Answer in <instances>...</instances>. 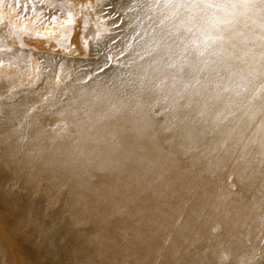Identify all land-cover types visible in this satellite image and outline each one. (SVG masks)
Returning <instances> with one entry per match:
<instances>
[{
  "label": "bare ground",
  "instance_id": "obj_1",
  "mask_svg": "<svg viewBox=\"0 0 264 264\" xmlns=\"http://www.w3.org/2000/svg\"><path fill=\"white\" fill-rule=\"evenodd\" d=\"M0 264H264V0H0Z\"/></svg>",
  "mask_w": 264,
  "mask_h": 264
},
{
  "label": "rangeland",
  "instance_id": "obj_2",
  "mask_svg": "<svg viewBox=\"0 0 264 264\" xmlns=\"http://www.w3.org/2000/svg\"><path fill=\"white\" fill-rule=\"evenodd\" d=\"M23 42L27 43V44H32V42L30 40L27 42L25 38H23Z\"/></svg>",
  "mask_w": 264,
  "mask_h": 264
}]
</instances>
